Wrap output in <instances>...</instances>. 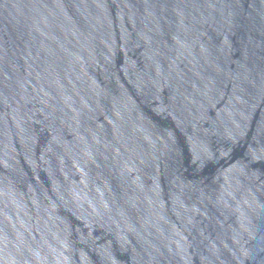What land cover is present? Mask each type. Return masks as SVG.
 <instances>
[{
  "label": "water",
  "instance_id": "1",
  "mask_svg": "<svg viewBox=\"0 0 264 264\" xmlns=\"http://www.w3.org/2000/svg\"><path fill=\"white\" fill-rule=\"evenodd\" d=\"M0 264H264V0H0Z\"/></svg>",
  "mask_w": 264,
  "mask_h": 264
}]
</instances>
